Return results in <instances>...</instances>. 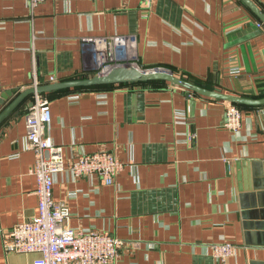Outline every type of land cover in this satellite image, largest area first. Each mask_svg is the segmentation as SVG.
I'll return each mask as SVG.
<instances>
[{
	"label": "crops",
	"instance_id": "1",
	"mask_svg": "<svg viewBox=\"0 0 264 264\" xmlns=\"http://www.w3.org/2000/svg\"><path fill=\"white\" fill-rule=\"evenodd\" d=\"M251 1L264 13V0ZM120 34L135 38L144 68L244 96L264 86V22L244 0H154L149 15L142 0H45L34 10L28 0H0V113L31 88L34 70L40 85L52 83L51 75L57 82L93 76V51L82 38ZM231 65L241 72L230 74ZM44 95L52 108L48 134L67 164L102 148L126 163L111 185L97 174L76 178L69 168L54 175L73 227L126 242L108 264H219L211 244L224 241L237 246L228 264H264V105L244 107L233 131L223 125L225 100L172 83ZM31 97L0 122L5 232L38 213L26 140ZM4 242L0 233V264L37 256L8 251Z\"/></svg>",
	"mask_w": 264,
	"mask_h": 264
},
{
	"label": "built area",
	"instance_id": "2",
	"mask_svg": "<svg viewBox=\"0 0 264 264\" xmlns=\"http://www.w3.org/2000/svg\"><path fill=\"white\" fill-rule=\"evenodd\" d=\"M45 0H28L32 10ZM154 0H142L145 14L149 15ZM85 48H91L97 71L104 74L112 67L137 62L138 51L132 35L86 36L82 38ZM99 43V45H97ZM153 68V67H152ZM240 65H231L230 74H239ZM51 82H57L55 75ZM40 80L33 72L31 87L35 89L31 105L26 114V140L34 152V162L29 173L37 180L38 213L28 220L15 224L8 232L0 226L5 235L4 246L8 251L23 254L36 253L30 264H108L118 259L126 242L108 231L83 230L73 227L70 205L65 199L56 198L54 175L69 168L76 178L97 174L105 183L114 184L116 176L126 163L119 158L116 149L102 148L94 152L79 154L66 163L63 146L54 142L45 133V126L52 120L50 99L37 90ZM226 114L223 125L237 131L242 125L243 111L235 103L225 100ZM181 113L180 110L176 111ZM7 236V238H6ZM211 248L219 264H228L235 255L237 246L232 241L212 243Z\"/></svg>",
	"mask_w": 264,
	"mask_h": 264
},
{
	"label": "water",
	"instance_id": "3",
	"mask_svg": "<svg viewBox=\"0 0 264 264\" xmlns=\"http://www.w3.org/2000/svg\"><path fill=\"white\" fill-rule=\"evenodd\" d=\"M247 4H249L261 17L264 22V13L254 6L251 0H244ZM264 77V75H263ZM152 79H165L172 84H177L182 87H185L189 90L195 91L201 95L219 98L235 103H242L248 105H263L264 104V96H259L261 90H264L263 87H259L255 89V97L244 96L240 94L225 92L221 88H208L204 84H200L195 82L185 76H180L172 72L171 70H167L163 67L157 66L153 68H139L133 64H121L118 66L112 67L108 72L104 74H94L93 76L88 77H80L74 78L59 82H52L48 84H43L38 86L37 90L39 92H46L50 90H59L64 88L82 86V85H93V84H104V83H127V82H141ZM35 89L33 87L21 92L12 102L0 113V122L6 117L10 112H12L22 101V99L33 93ZM11 94V92H7ZM3 98H7L6 94L2 95ZM259 96V97H258ZM32 102L29 104L31 105ZM45 133H48V124L45 126Z\"/></svg>",
	"mask_w": 264,
	"mask_h": 264
},
{
	"label": "trees",
	"instance_id": "4",
	"mask_svg": "<svg viewBox=\"0 0 264 264\" xmlns=\"http://www.w3.org/2000/svg\"><path fill=\"white\" fill-rule=\"evenodd\" d=\"M178 75V74H177ZM181 76V75H180ZM138 84H152L153 86H167L170 82L165 79H152V80H146L141 82H136ZM119 84H126V83H104V84H93V85H82V86H76L78 88H87V89H94V88H109V87H115ZM127 84H133V82H127ZM44 93V92H43ZM256 96V95H255ZM259 96H264V93H260ZM258 96V97H259ZM242 110L244 107H250V106H259V105H248V104H242V103H236ZM264 105V104H263Z\"/></svg>",
	"mask_w": 264,
	"mask_h": 264
}]
</instances>
